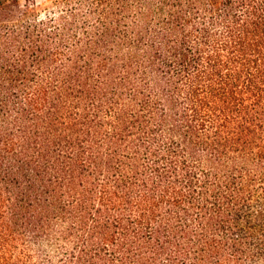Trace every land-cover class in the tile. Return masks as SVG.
Returning a JSON list of instances; mask_svg holds the SVG:
<instances>
[{
    "label": "trees",
    "instance_id": "16d2710c",
    "mask_svg": "<svg viewBox=\"0 0 264 264\" xmlns=\"http://www.w3.org/2000/svg\"><path fill=\"white\" fill-rule=\"evenodd\" d=\"M0 264H264V0L0 1Z\"/></svg>",
    "mask_w": 264,
    "mask_h": 264
},
{
    "label": "rangeland",
    "instance_id": "374dc122",
    "mask_svg": "<svg viewBox=\"0 0 264 264\" xmlns=\"http://www.w3.org/2000/svg\"><path fill=\"white\" fill-rule=\"evenodd\" d=\"M0 1H2V0H0ZM20 2H23V0H19ZM49 0H36V2L37 3H39V4H45V3H47Z\"/></svg>",
    "mask_w": 264,
    "mask_h": 264
}]
</instances>
